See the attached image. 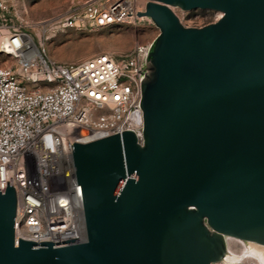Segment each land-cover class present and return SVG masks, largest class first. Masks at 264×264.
<instances>
[{"label":"water","instance_id":"water-1","mask_svg":"<svg viewBox=\"0 0 264 264\" xmlns=\"http://www.w3.org/2000/svg\"><path fill=\"white\" fill-rule=\"evenodd\" d=\"M169 6L221 16L184 26ZM159 29L131 130L74 143L87 241L14 237L0 191V264H213L232 237L264 246V0H146Z\"/></svg>","mask_w":264,"mask_h":264},{"label":"built area","instance_id":"built-area-1","mask_svg":"<svg viewBox=\"0 0 264 264\" xmlns=\"http://www.w3.org/2000/svg\"><path fill=\"white\" fill-rule=\"evenodd\" d=\"M146 0H86L49 21L56 30L92 31L111 24L153 21ZM0 0V51L15 66H0V191L16 193L14 237L37 247L87 241L82 193L76 181L74 143L131 130L142 142L141 84L150 43L115 57L102 53L78 62L51 59ZM184 26L201 27L199 15L169 6ZM156 27V26H155ZM1 30L5 32L2 33Z\"/></svg>","mask_w":264,"mask_h":264},{"label":"rangeland","instance_id":"rangeland-1","mask_svg":"<svg viewBox=\"0 0 264 264\" xmlns=\"http://www.w3.org/2000/svg\"><path fill=\"white\" fill-rule=\"evenodd\" d=\"M86 0H10L9 14L14 25L29 34L36 46L53 60L59 62H78L95 55L108 53L115 57L129 53L138 43H149L159 33V29L146 22L136 24H111L92 31L66 29L56 30L49 20L79 6ZM199 15L205 21H213L220 13L213 10H198L189 16ZM0 66H15L14 59L0 51ZM246 243V241H244ZM247 244V243H246ZM226 255L238 253L241 244L231 239ZM225 257V256H224ZM218 264H259L247 257L241 261L224 259Z\"/></svg>","mask_w":264,"mask_h":264},{"label":"bare ground","instance_id":"bare-ground-1","mask_svg":"<svg viewBox=\"0 0 264 264\" xmlns=\"http://www.w3.org/2000/svg\"><path fill=\"white\" fill-rule=\"evenodd\" d=\"M184 11V10H183ZM221 14V12H219ZM221 16V15H220ZM2 33H4V30H1ZM233 239L232 237H227L226 238V243H227V248L230 249V247L228 246V244H230V240ZM236 239V238H234ZM238 240L241 244H243L244 246L241 247V250L238 253H232L231 256L226 255L225 257L216 263L213 264H218L220 262H222L224 259L230 260V261H241V259L243 258H247L250 257L252 259H254L255 261H257L259 264H264V246L253 243V242H244L242 240L236 239Z\"/></svg>","mask_w":264,"mask_h":264}]
</instances>
